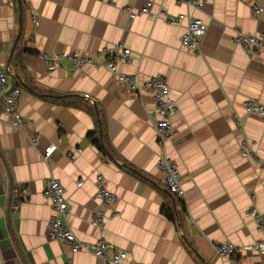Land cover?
<instances>
[{"label":"crops","instance_id":"1","mask_svg":"<svg viewBox=\"0 0 264 264\" xmlns=\"http://www.w3.org/2000/svg\"><path fill=\"white\" fill-rule=\"evenodd\" d=\"M146 1L0 0V64L9 66V79L22 88L19 106L30 120L16 128L0 112V264H105L89 250L73 254L48 238L53 209L42 190L46 176L65 186L67 222L78 238H103L123 248L128 254L120 264H264V255L222 256L214 249L222 240L264 238L249 214L256 208L264 218V118L244 105L248 96L264 102V40L252 53L232 41L236 28L264 33V10L256 15L252 9L264 0H205L200 9L190 7L207 24L196 52L180 48L185 20L172 24L166 18L185 12L186 4L164 0L161 13L160 0H154V14L129 16L127 6L138 9ZM19 2L22 26L11 54ZM118 41L132 55L117 61L120 71L169 80L178 106L171 118L175 134L165 143L156 139L150 120V94L124 89L96 56ZM41 52H87L96 62L73 67L63 57L57 66L46 65ZM48 92L89 94L84 101L99 106L109 153L87 135L98 129L96 113L56 102ZM243 138L252 142L255 157L240 153ZM49 143L57 148L44 160ZM77 146L81 151L71 159L68 152ZM165 156L176 162L185 191L186 208L177 206L175 220L162 212V205L174 203L157 167ZM97 174L117 194L114 213L100 228L91 224L100 206ZM18 183L31 193L13 208L10 190Z\"/></svg>","mask_w":264,"mask_h":264},{"label":"built area","instance_id":"2","mask_svg":"<svg viewBox=\"0 0 264 264\" xmlns=\"http://www.w3.org/2000/svg\"><path fill=\"white\" fill-rule=\"evenodd\" d=\"M163 1L160 0L159 10L163 12ZM178 4H186L188 9L185 12L167 16V20L172 24H179L185 20L184 31L180 36V48L188 51H199L203 44L204 35L206 33V22L193 15L190 7L202 8L205 0H174ZM154 0H147L140 8L135 9L127 6L130 17H134L138 13L154 14L152 6ZM252 9L254 13L260 14L264 10V6L253 3ZM37 24L38 19L34 18ZM264 33H249L241 29H235L232 41L240 45L248 53L255 52L262 46ZM46 65L57 66L63 57H69L73 67H81L83 64L96 62L95 56L87 52H41L40 53ZM97 57L103 58L107 69L114 74L117 82L126 90L134 94L142 92L149 93L154 108L151 112L150 120L155 129L156 139L160 143H165L175 134V128L172 126L171 118L177 110L176 98L171 93V86L167 77L163 75H152L149 77H141L137 73L122 72L117 68V61H128L132 59L131 49L120 41L106 47L104 51H99ZM22 88L12 83L9 79L6 65L0 64V112H2L9 124L13 127H24L30 120L21 112L19 99L22 96ZM89 96V94H85ZM244 105L248 113H255L264 118V102L256 97L248 96L244 100ZM240 121V120H239ZM35 144L38 142L39 135L34 134L30 138ZM57 148L56 143H49L42 152V158L47 160L54 150ZM81 151V147L77 146L75 150L68 152L71 159H75L77 153ZM239 151L244 156H254L255 151L252 142L247 138H243L239 144ZM264 167V160L261 161ZM157 167L163 172V180L166 188L175 195L184 198L185 191L181 183L180 173L176 162L168 156L163 157L157 162ZM98 187L95 191V198L99 200L100 206L93 210L91 224L94 227H102L105 218L114 213L113 205L117 198L116 192L107 188L103 183L102 174L96 175ZM82 179L77 184H81ZM43 193L49 198L53 213L47 223L46 235L50 239H56L65 243L71 253L80 250H89L95 256L104 260L105 264H120L126 257L128 252L103 238H99L93 242L83 241L78 238L71 226L67 222L70 213L69 200L66 195L65 186L54 176H46L43 178ZM31 193V188L23 183H18L10 190L13 199L12 207L17 208L19 201L26 198ZM250 215L256 220L259 230H264V218L260 216L256 208H251ZM217 254L222 256H232L234 254L250 253L256 255H264V238L255 239L247 243H236L230 240L218 241L214 244ZM69 264V263H66Z\"/></svg>","mask_w":264,"mask_h":264},{"label":"trees","instance_id":"3","mask_svg":"<svg viewBox=\"0 0 264 264\" xmlns=\"http://www.w3.org/2000/svg\"><path fill=\"white\" fill-rule=\"evenodd\" d=\"M46 94V96H51L56 99L54 101L59 102L61 104H70L74 103L77 105H86L90 110H92L94 113H96L97 118H98V129H95L93 131L88 132V136L93 138L92 141L93 143L98 147L103 152L109 153L108 147L105 145V140H106V134H105V122H104V117L102 116L99 106L96 104H93V106H89L86 104V101H84V97L79 95V94H73V93H67V94H56V93H50ZM167 189V188H166ZM167 191L171 194L172 202V207L169 205H162V212L172 220L176 219V214H177V206H182V209L185 210L186 206L185 203L183 202V198L175 195L174 193L170 192L168 189ZM179 218V217H178ZM180 219V218H179Z\"/></svg>","mask_w":264,"mask_h":264},{"label":"water","instance_id":"4","mask_svg":"<svg viewBox=\"0 0 264 264\" xmlns=\"http://www.w3.org/2000/svg\"><path fill=\"white\" fill-rule=\"evenodd\" d=\"M19 1V0H18ZM18 18H19V21H20V24H19V32L17 33V35H16V37H15V40H14V42H13V44H12V47H11V50H10V53L12 54V52H13V50H14V46H15V44H16V42L18 41V38H19V35H20V31H21V26H22V6H21V4H20V2H19V13H18ZM7 71H9V73H10V68H9V66H7ZM15 77V76H14ZM84 97H86V98H90V96H87V95H83Z\"/></svg>","mask_w":264,"mask_h":264}]
</instances>
